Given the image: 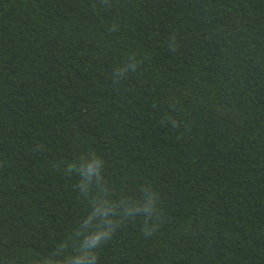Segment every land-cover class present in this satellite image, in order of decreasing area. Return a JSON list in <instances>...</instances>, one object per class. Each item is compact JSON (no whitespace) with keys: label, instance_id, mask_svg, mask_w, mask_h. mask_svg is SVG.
<instances>
[{"label":"trees","instance_id":"16d2710c","mask_svg":"<svg viewBox=\"0 0 264 264\" xmlns=\"http://www.w3.org/2000/svg\"><path fill=\"white\" fill-rule=\"evenodd\" d=\"M0 264H264V0H0Z\"/></svg>","mask_w":264,"mask_h":264},{"label":"clouds","instance_id":"9594fccd","mask_svg":"<svg viewBox=\"0 0 264 264\" xmlns=\"http://www.w3.org/2000/svg\"><path fill=\"white\" fill-rule=\"evenodd\" d=\"M89 171L91 172L93 171V169L89 168ZM108 235H109V231L107 230L98 231L96 235L92 236L90 240L87 241V243H89L93 247H96L97 244L101 241V238L103 236H108Z\"/></svg>","mask_w":264,"mask_h":264}]
</instances>
